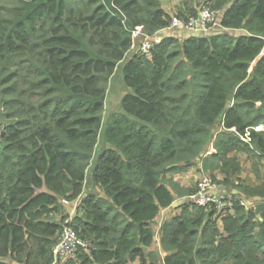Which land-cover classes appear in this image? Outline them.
<instances>
[{"label":"trees","instance_id":"trees-1","mask_svg":"<svg viewBox=\"0 0 264 264\" xmlns=\"http://www.w3.org/2000/svg\"><path fill=\"white\" fill-rule=\"evenodd\" d=\"M180 4L218 10L217 30L146 57L131 32L169 25L161 0H0V264H158L168 208L163 264H264V176L243 184L238 159L264 163V132L240 138L264 122V0ZM117 72L128 92L105 120ZM189 168L231 211L183 200ZM66 221L85 245L55 261Z\"/></svg>","mask_w":264,"mask_h":264},{"label":"built area","instance_id":"built-area-1","mask_svg":"<svg viewBox=\"0 0 264 264\" xmlns=\"http://www.w3.org/2000/svg\"><path fill=\"white\" fill-rule=\"evenodd\" d=\"M219 15L218 10H211L208 7L202 6L194 16L188 18L172 16L169 25L160 29L153 35L146 34L142 26H136L131 32V49L136 48V52L150 57L152 48L158 44L163 37L168 35L178 37L180 33H182L181 36L206 33L212 27L219 25ZM252 131L264 132V122L260 125L246 128L240 135L241 140L250 142ZM211 180L205 179L202 181L198 190L188 197L191 198L192 203H196L200 206L214 205L220 214L225 215L228 210L231 211L234 198L231 195L213 194V190L217 189V184ZM75 206L76 203L74 204L73 210ZM67 222L68 221L63 225L58 242L53 249L55 261L73 255L78 246L85 245L83 241L77 237Z\"/></svg>","mask_w":264,"mask_h":264},{"label":"rangeland","instance_id":"rangeland-1","mask_svg":"<svg viewBox=\"0 0 264 264\" xmlns=\"http://www.w3.org/2000/svg\"><path fill=\"white\" fill-rule=\"evenodd\" d=\"M161 2L167 7H175L176 4H178V0H168L165 2V0H161ZM172 11V12H171ZM171 16H176V9L175 11L171 10ZM136 48L131 49V51H135ZM258 60V59H257ZM256 62V61H255ZM254 62V63H255ZM128 92V89L126 88L124 82H123V76L121 72H117L111 79L109 89L107 91V96L105 100V120L107 119L108 115L112 111H117L120 106L121 99L126 95ZM231 103V102H230ZM220 125V124H219ZM217 126L215 128V131L218 129H222L221 126ZM219 127V128H218ZM218 128V129H217ZM211 152L212 149H209ZM98 149L96 151V156L98 155ZM238 159L241 162V172L239 174V179L242 181L243 184L246 185H255L258 183L261 177L264 176V163L261 161L260 163V172L259 174H256L252 168L251 161H249L246 156L239 154ZM96 161V160H95ZM95 164V162H94ZM93 164V166H94ZM91 168L88 171V175H90ZM90 178V177H89ZM176 182L181 186L182 188L186 187H195L196 191L199 188V185L201 184L202 181L205 179H210V176L207 174H204L203 172H200L198 168H189L186 172H183L174 178ZM214 182L213 180H211ZM88 183V182H87ZM98 191V189H96ZM233 197V196H232ZM178 200V199H177ZM74 205H68V209L70 212H72ZM177 214V211L174 209H163L155 219V222L153 224L154 228V242L152 246L149 248V250H154L155 252L158 253V264H163V259L165 256V252H163L159 248V237H160V227L161 223L164 221L166 218H171Z\"/></svg>","mask_w":264,"mask_h":264},{"label":"crops","instance_id":"crops-1","mask_svg":"<svg viewBox=\"0 0 264 264\" xmlns=\"http://www.w3.org/2000/svg\"><path fill=\"white\" fill-rule=\"evenodd\" d=\"M167 1H168V0H165V2H167ZM181 1H182V0H178V4H176L175 7H169V8H167V7L163 4V8L165 9V11H166L168 14L171 15L170 11H171V10L175 11V9L177 10V8L181 5V4H180ZM171 12H172V11H171ZM181 35H182V33L179 34V37H183V36H181ZM221 191H223V190L221 189ZM219 192H220V191H219Z\"/></svg>","mask_w":264,"mask_h":264},{"label":"water","instance_id":"water-1","mask_svg":"<svg viewBox=\"0 0 264 264\" xmlns=\"http://www.w3.org/2000/svg\"><path fill=\"white\" fill-rule=\"evenodd\" d=\"M219 29H220V28H219ZM219 29H218V30H219ZM215 30H217V29H212V30L210 29L209 31H207L206 33H203V34H207V33L209 34L210 32H213V31H215ZM220 30H221V31H228V32L230 31V30H227V29H220ZM197 35H199V34H197ZM183 200H186V201L192 202L191 198L188 197V196L185 197ZM177 201H179V200H176L175 202H173V207L175 206V204H176Z\"/></svg>","mask_w":264,"mask_h":264}]
</instances>
